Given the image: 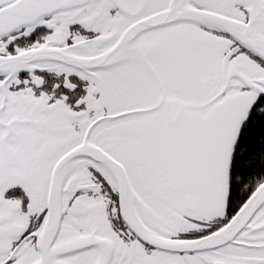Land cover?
I'll list each match as a JSON object with an SVG mask.
<instances>
[{
	"label": "snow or ice",
	"instance_id": "1",
	"mask_svg": "<svg viewBox=\"0 0 264 264\" xmlns=\"http://www.w3.org/2000/svg\"><path fill=\"white\" fill-rule=\"evenodd\" d=\"M0 264H264V0H0Z\"/></svg>",
	"mask_w": 264,
	"mask_h": 264
}]
</instances>
